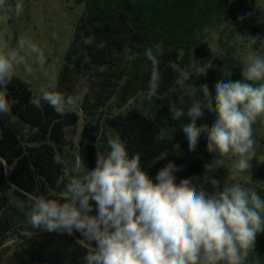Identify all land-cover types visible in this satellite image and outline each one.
Listing matches in <instances>:
<instances>
[{"label":"trees","instance_id":"16d2710c","mask_svg":"<svg viewBox=\"0 0 264 264\" xmlns=\"http://www.w3.org/2000/svg\"><path fill=\"white\" fill-rule=\"evenodd\" d=\"M82 14L73 40L63 58L55 91L70 78L79 76L86 66L96 73L99 91L82 105L85 117L83 139L78 143L81 165L95 167L96 154L108 152L107 136L117 134L129 154L139 153L143 169L155 181L156 174L169 161L180 167L174 173L177 182L192 178L198 182L220 159L206 149L203 134L195 151L189 144L182 125L187 117L174 120L169 111L175 103L187 111L191 100L180 105L178 82L193 84L197 96L204 98L201 86L207 84L211 97L219 80H242V60L234 55L228 42L229 24L236 13L229 0H75ZM219 30L221 55H214L207 43H201L204 31ZM90 40L89 45H84ZM160 45L158 57L161 84L156 96L148 98L151 62L148 48ZM199 46V68L188 72L194 48ZM87 57L89 61L87 62ZM230 71L231 75L226 76ZM0 94L10 102V111L0 114V248L11 236L20 235L27 220L30 202L35 197L66 200L59 195V183L66 165L57 161L67 144L66 129L77 124L76 112L59 115L51 106L36 108L30 87L13 76ZM214 114L205 111L197 125L211 127ZM264 129V120L256 123ZM166 132L164 139H158ZM167 155L155 163L160 155ZM255 191L264 199V162L252 177ZM23 204L22 208L20 205ZM72 235L90 247L79 232ZM1 261V258H0ZM249 264H264V232L256 238ZM21 264H29L22 262Z\"/></svg>","mask_w":264,"mask_h":264},{"label":"clouds","instance_id":"9594fccd","mask_svg":"<svg viewBox=\"0 0 264 264\" xmlns=\"http://www.w3.org/2000/svg\"><path fill=\"white\" fill-rule=\"evenodd\" d=\"M6 6H10L7 0H0V9ZM14 11L17 16L23 12L19 0ZM22 53L33 55L44 68V52L31 40L21 38L15 48L0 51V89L11 83L18 66L23 65L31 75L33 69ZM162 54L160 45L145 52L151 62L148 98L156 96L161 84L158 57ZM240 70L242 80L216 82L214 99L207 84L201 86V99L193 84L178 82L179 104L184 105L186 98L191 103L186 112L175 103L169 109L174 120H189L182 125L189 151H195L203 134L210 154L235 157L222 189L220 182L207 174L214 170L209 165H205L201 182L192 178L177 182L174 173L180 167L169 161L154 181L143 169L141 155H130L119 135L109 134V150L96 154L95 167L66 183L68 199L33 198L28 223L46 232H79L90 244L84 258L87 264H245L257 235L264 232V199L236 180L251 169L257 147L253 125L264 120V55L253 50L243 58ZM55 88L52 77L31 103L36 108L47 104L65 115L80 97H65ZM10 107L6 96L0 94V114L9 113ZM205 111L214 114L211 127L197 125ZM165 135L162 132L158 139ZM166 156L156 157L153 163Z\"/></svg>","mask_w":264,"mask_h":264},{"label":"rangeland","instance_id":"374dc122","mask_svg":"<svg viewBox=\"0 0 264 264\" xmlns=\"http://www.w3.org/2000/svg\"><path fill=\"white\" fill-rule=\"evenodd\" d=\"M17 0H7L4 9H0V51L15 48L19 39L24 38L37 44L44 52L46 63L44 68L35 62V57L29 53H22L27 63L32 67L31 75L27 74L23 65L15 69L14 77L28 84L31 94L35 97L41 87H47L52 77L56 82L63 58L74 37V30L82 14V5H77L75 0H19L23 12L17 16L14 5ZM229 9L236 15L229 24L228 42L234 47V55L243 60L244 57L261 51V41H264V0H229ZM219 30L207 29L204 31L201 43H207L214 55H221L218 44ZM259 38L255 41L253 38ZM86 40L84 45H89ZM199 46L194 48L192 65L188 72L197 70L201 55L197 52ZM89 57H87V62ZM99 91V81L96 73L86 66L77 77L70 78L62 87L65 97L68 95L79 96L80 99L69 109L79 116L77 124L66 129L67 144L57 161L66 165L59 183V195L68 199L65 191L66 183L73 177H80L87 171L80 163L78 143L83 139L85 117L82 105L86 100L93 98ZM254 138L257 141L255 156L251 161L249 172L242 173L236 180L245 187L255 189L256 183L252 177L256 174L260 164L264 162V129L253 125ZM235 157L231 154L220 157L214 162V169L207 173L220 182L221 189L227 179L228 172ZM203 176L198 182L202 181ZM204 187L211 192L210 185ZM20 235L11 236L0 248V264H87L84 259L89 247L76 239L72 234L46 232L43 229L33 228L28 221L21 228ZM245 264L249 262L245 261Z\"/></svg>","mask_w":264,"mask_h":264}]
</instances>
